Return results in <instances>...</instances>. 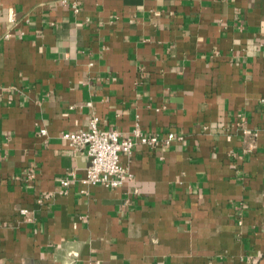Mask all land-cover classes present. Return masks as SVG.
<instances>
[{"label": "crops", "instance_id": "0c3cea01", "mask_svg": "<svg viewBox=\"0 0 264 264\" xmlns=\"http://www.w3.org/2000/svg\"><path fill=\"white\" fill-rule=\"evenodd\" d=\"M263 97L264 0H0V264H264ZM94 116L160 137L123 186Z\"/></svg>", "mask_w": 264, "mask_h": 264}, {"label": "built area", "instance_id": "2783aa9c", "mask_svg": "<svg viewBox=\"0 0 264 264\" xmlns=\"http://www.w3.org/2000/svg\"><path fill=\"white\" fill-rule=\"evenodd\" d=\"M261 102L264 105V97ZM45 131L42 129V132ZM62 136L72 149L83 150L89 159V166L81 181L88 185L99 184L112 188L123 186L133 178V172L121 161L122 153H132L137 142L154 147L160 141L158 135L146 134L139 126L129 135H123L115 129H103L98 116L92 118L89 128L66 131ZM176 138L175 133L169 132L163 140L171 143ZM69 183L70 178L62 180L63 185ZM21 211L27 212L25 208Z\"/></svg>", "mask_w": 264, "mask_h": 264}]
</instances>
